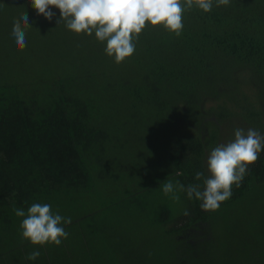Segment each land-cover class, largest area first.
<instances>
[{"label":"trees","instance_id":"obj_1","mask_svg":"<svg viewBox=\"0 0 264 264\" xmlns=\"http://www.w3.org/2000/svg\"><path fill=\"white\" fill-rule=\"evenodd\" d=\"M12 1L0 0V15ZM55 13L78 58L44 70L36 59L0 55V264H217L220 232L233 264L238 255L239 264H264V151L218 210L186 193L178 204L188 215L157 210L150 225L168 245L141 244L139 258L109 250L114 234L128 238L136 210L150 213L148 190L166 180L203 188L195 173L207 176L210 150L234 139L224 126L264 133V0L186 9L179 38L149 25L119 65L94 33L71 32ZM5 15L13 28L17 17ZM32 203L71 217L61 246L22 238L13 208ZM34 250L41 255L27 260Z\"/></svg>","mask_w":264,"mask_h":264},{"label":"clouds","instance_id":"obj_2","mask_svg":"<svg viewBox=\"0 0 264 264\" xmlns=\"http://www.w3.org/2000/svg\"><path fill=\"white\" fill-rule=\"evenodd\" d=\"M37 15L52 21L56 17L53 8L60 10L56 18L58 25L64 26L77 35L95 34L98 42L105 44L107 56L121 64L136 52L139 37L149 25L162 26L177 38L183 35L184 12L194 6L205 13L214 7L228 6L231 0H28ZM0 7H3L0 4ZM24 8L23 6H21ZM32 27L27 11L21 12L13 21L12 36L20 50L27 47L26 29ZM264 151V133L257 129H234V139L222 143L210 150L207 157L208 175L202 171L195 173V179L203 182L185 186L179 180L173 183L166 180L162 185L165 197L175 203L180 202V193H186L188 199L200 201L204 211H216L221 203L233 195V186L241 187L249 167L254 165ZM20 223L21 236L33 246H61L69 233L66 225L72 223L71 217H65L53 211L48 203H32L25 209L13 208ZM184 210V215H188ZM41 255L34 250L26 257L35 261Z\"/></svg>","mask_w":264,"mask_h":264},{"label":"rangeland","instance_id":"obj_3","mask_svg":"<svg viewBox=\"0 0 264 264\" xmlns=\"http://www.w3.org/2000/svg\"><path fill=\"white\" fill-rule=\"evenodd\" d=\"M52 10L58 12L56 8ZM7 11L12 12L13 16L17 18L21 12L27 11L28 13L29 22L32 27L26 29L27 47L24 50L18 49L15 39L12 36V27L7 26L5 24L6 21H3V18L6 17L5 12ZM3 12L0 15V55L4 58L9 60L33 58L38 60L40 68L44 70L50 68L51 70L53 67L57 68L58 63L68 60L69 57L71 59L79 57L71 55L67 46L69 43L60 39H63V37L57 30L59 26L53 25L55 19L49 21L44 16L37 15L36 10L28 0H13L12 4L8 8H5ZM207 107L210 108L211 104L209 103ZM231 125L239 126V122L234 121L229 126ZM229 126H224L225 136L234 135V131ZM226 140L228 139L226 138ZM147 193L149 199L147 200L146 208L150 209V213L147 215L145 211L136 210L137 218L132 220V224L129 227L125 228V231L128 233V238L123 241L117 234L111 236L112 245L109 249L111 253L124 259L128 257L139 258L145 255L140 250L141 244L149 245L155 239H161L167 245L169 244V240L162 230L152 227L150 223L158 218V215L156 216L157 210L160 211L163 207L169 205L175 213L179 214L186 209V202H182L179 205L168 199L164 196L161 186L154 187L148 190ZM107 200L108 197H103V202ZM145 202L146 200H143L144 206ZM217 238L219 244L215 249L214 257L216 258L214 262L217 264H233L231 254L224 252L230 245L229 234L227 232H220L217 234ZM242 258L244 257L238 255L235 259L237 260L236 264H239L240 262L238 261Z\"/></svg>","mask_w":264,"mask_h":264}]
</instances>
